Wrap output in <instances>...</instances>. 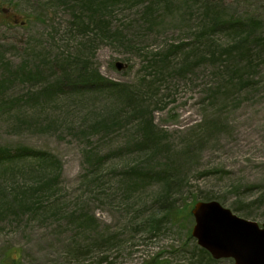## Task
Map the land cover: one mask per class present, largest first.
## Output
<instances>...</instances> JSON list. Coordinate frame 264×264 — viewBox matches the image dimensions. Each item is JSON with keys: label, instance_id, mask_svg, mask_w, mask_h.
Returning <instances> with one entry per match:
<instances>
[{"label": "rangeland", "instance_id": "1", "mask_svg": "<svg viewBox=\"0 0 264 264\" xmlns=\"http://www.w3.org/2000/svg\"><path fill=\"white\" fill-rule=\"evenodd\" d=\"M211 201L264 225V0H0V264H235Z\"/></svg>", "mask_w": 264, "mask_h": 264}, {"label": "water", "instance_id": "2", "mask_svg": "<svg viewBox=\"0 0 264 264\" xmlns=\"http://www.w3.org/2000/svg\"><path fill=\"white\" fill-rule=\"evenodd\" d=\"M192 214L196 222L193 236L214 259L264 264V225L242 219L216 201L197 203Z\"/></svg>", "mask_w": 264, "mask_h": 264}, {"label": "trees", "instance_id": "3", "mask_svg": "<svg viewBox=\"0 0 264 264\" xmlns=\"http://www.w3.org/2000/svg\"><path fill=\"white\" fill-rule=\"evenodd\" d=\"M14 254L17 255V257H12L11 255H7L6 259L9 264H22L21 262V251H14Z\"/></svg>", "mask_w": 264, "mask_h": 264}]
</instances>
